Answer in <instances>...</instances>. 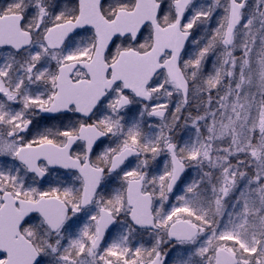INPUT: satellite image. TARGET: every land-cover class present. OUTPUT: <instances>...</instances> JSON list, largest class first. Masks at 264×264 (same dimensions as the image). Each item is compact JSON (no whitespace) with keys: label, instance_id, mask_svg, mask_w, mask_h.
Here are the masks:
<instances>
[{"label":"snow or ice","instance_id":"6c2138e0","mask_svg":"<svg viewBox=\"0 0 264 264\" xmlns=\"http://www.w3.org/2000/svg\"><path fill=\"white\" fill-rule=\"evenodd\" d=\"M0 264H264V0H0Z\"/></svg>","mask_w":264,"mask_h":264}]
</instances>
